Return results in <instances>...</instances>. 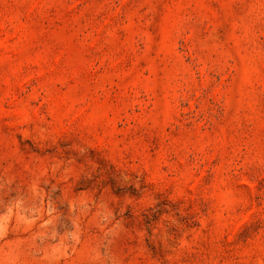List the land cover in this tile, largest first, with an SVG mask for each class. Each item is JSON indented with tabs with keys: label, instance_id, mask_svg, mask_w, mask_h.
<instances>
[{
	"label": "rangeland",
	"instance_id": "rangeland-1",
	"mask_svg": "<svg viewBox=\"0 0 264 264\" xmlns=\"http://www.w3.org/2000/svg\"><path fill=\"white\" fill-rule=\"evenodd\" d=\"M0 264H264V0H0Z\"/></svg>",
	"mask_w": 264,
	"mask_h": 264
}]
</instances>
